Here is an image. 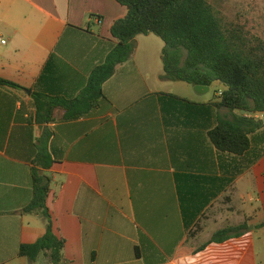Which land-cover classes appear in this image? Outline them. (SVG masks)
Wrapping results in <instances>:
<instances>
[{
  "label": "crops",
  "instance_id": "0c3cea01",
  "mask_svg": "<svg viewBox=\"0 0 264 264\" xmlns=\"http://www.w3.org/2000/svg\"><path fill=\"white\" fill-rule=\"evenodd\" d=\"M126 15L115 0H0V80L15 85L0 83V264H48L18 255L46 227L22 212L32 169L50 179L61 264H221L228 243L230 264H264V154L247 167L207 135L216 114L230 116L208 107L223 84L195 93L161 79L165 44L149 34L102 98L83 94Z\"/></svg>",
  "mask_w": 264,
  "mask_h": 264
},
{
  "label": "trees",
  "instance_id": "16d2710c",
  "mask_svg": "<svg viewBox=\"0 0 264 264\" xmlns=\"http://www.w3.org/2000/svg\"><path fill=\"white\" fill-rule=\"evenodd\" d=\"M115 1L127 8V15L112 25L110 32L117 44L93 69L83 94H95V102L102 98V84L116 65L130 59L134 39L152 34L165 44L161 79L206 87L220 82L225 86L208 104L217 112L225 109L230 114H216L215 125H208V139L215 149L240 158L247 167L259 160L264 154V122L255 115L264 113V43L249 41L237 29L225 26L206 0ZM31 182L32 197L22 212L42 218L45 233L35 243L21 245L18 255L31 261L41 255L48 264H61L64 241L54 233L46 206L50 179L32 169ZM243 228L239 225L217 231L202 248L229 240Z\"/></svg>",
  "mask_w": 264,
  "mask_h": 264
},
{
  "label": "rangeland",
  "instance_id": "374dc122",
  "mask_svg": "<svg viewBox=\"0 0 264 264\" xmlns=\"http://www.w3.org/2000/svg\"><path fill=\"white\" fill-rule=\"evenodd\" d=\"M212 7L214 14L227 27L237 29L249 41L260 40L264 43V0H206ZM216 88H219L216 92ZM224 86H213L210 97L219 95ZM264 120V113H259ZM234 248L230 243L217 252V261L230 264ZM214 256V255H212ZM211 257V254H208Z\"/></svg>",
  "mask_w": 264,
  "mask_h": 264
},
{
  "label": "water",
  "instance_id": "95a60500",
  "mask_svg": "<svg viewBox=\"0 0 264 264\" xmlns=\"http://www.w3.org/2000/svg\"><path fill=\"white\" fill-rule=\"evenodd\" d=\"M201 90H206V91H208V87H206V86H202V85H195V86H194V92H195V93H199ZM241 113H243V112H241Z\"/></svg>",
  "mask_w": 264,
  "mask_h": 264
},
{
  "label": "built area",
  "instance_id": "2783aa9c",
  "mask_svg": "<svg viewBox=\"0 0 264 264\" xmlns=\"http://www.w3.org/2000/svg\"><path fill=\"white\" fill-rule=\"evenodd\" d=\"M95 22H96V23H100V21H99V20H95ZM0 43L4 44V43H5V41H3V40H1V39H0ZM219 95H220V93H219Z\"/></svg>",
  "mask_w": 264,
  "mask_h": 264
}]
</instances>
